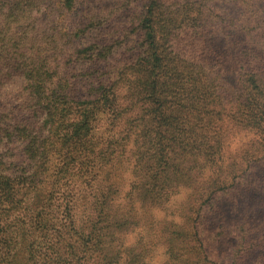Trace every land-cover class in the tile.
Returning a JSON list of instances; mask_svg holds the SVG:
<instances>
[{"label": "trees", "instance_id": "1", "mask_svg": "<svg viewBox=\"0 0 264 264\" xmlns=\"http://www.w3.org/2000/svg\"><path fill=\"white\" fill-rule=\"evenodd\" d=\"M256 191L264 0H0V264H264L245 216L220 250Z\"/></svg>", "mask_w": 264, "mask_h": 264}, {"label": "rangeland", "instance_id": "2", "mask_svg": "<svg viewBox=\"0 0 264 264\" xmlns=\"http://www.w3.org/2000/svg\"><path fill=\"white\" fill-rule=\"evenodd\" d=\"M90 3H98L99 0H87ZM250 141V137L241 135L236 137L232 141V148L237 149L242 145ZM192 191L189 189H182L179 194L174 196L170 203L165 208L154 209L152 211H146L143 208L139 210V213L143 218H145V224L149 221H177L179 223L185 222V216H182V208L184 209L186 204L194 203L196 198L191 197ZM221 219H223L228 225L227 235L224 241L220 245V250L223 252H228L232 247L237 244V238L232 232V229L239 224L243 216L245 220L249 221L251 225H259V227L264 228V192H252L247 194L245 197L240 198L235 203L223 201L221 203ZM148 224H146L142 229H139L136 233L129 236L128 242L130 244L135 243L142 236L148 235ZM264 254V249L258 251L253 259L258 258L260 255ZM167 261L166 250L160 247L156 255L150 259L151 264H165Z\"/></svg>", "mask_w": 264, "mask_h": 264}]
</instances>
